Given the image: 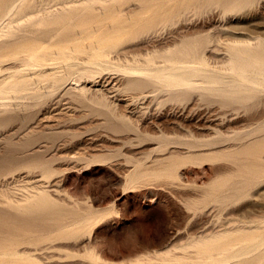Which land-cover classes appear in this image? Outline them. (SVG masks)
<instances>
[{
	"label": "rangeland",
	"instance_id": "1",
	"mask_svg": "<svg viewBox=\"0 0 264 264\" xmlns=\"http://www.w3.org/2000/svg\"><path fill=\"white\" fill-rule=\"evenodd\" d=\"M90 1L0 0V82L19 74L41 92L0 94V125L8 121L0 127V264H170L165 249L192 264L198 247L183 245L193 236L229 230L239 248L241 235L262 234L264 133L233 135L264 122V97L245 109L197 93L176 101L148 88L142 96L127 88L123 70L149 58L162 67L167 50L175 62H195L210 33L217 41L206 50L219 67L228 43L264 39V0L235 11L199 9L201 0L88 7ZM183 6L189 10L176 23L135 33ZM57 12L75 19L70 31L52 18ZM123 38L118 49L100 51L107 40ZM76 48H86L78 58L69 55ZM35 49L42 54L30 59ZM83 80L94 92L79 95ZM255 138L256 155L238 153ZM252 163L263 172L247 170ZM257 242L247 258L264 264V240Z\"/></svg>",
	"mask_w": 264,
	"mask_h": 264
},
{
	"label": "bare ground",
	"instance_id": "2",
	"mask_svg": "<svg viewBox=\"0 0 264 264\" xmlns=\"http://www.w3.org/2000/svg\"><path fill=\"white\" fill-rule=\"evenodd\" d=\"M62 1H64V0H62ZM97 1H102V0H91L89 3H87V6L91 7ZM144 1L145 2L147 1L146 3H148V0H144ZM253 1L254 0H233V2L230 4H224V3H222L221 0H201L199 5H198V8L202 9V8H206V7L208 8V7H213L216 5L217 6L221 5L224 7L225 11H235V10L243 8L244 6L252 3ZM5 9H6L5 6L0 7L1 12L4 11ZM29 9L30 8L24 9L23 13L29 15V12H30ZM182 9L183 10H181L177 14H172L169 16L164 15L162 17L152 19L147 24L140 25L139 28L135 31V33L138 35L139 34L145 35L148 33L158 32L163 27H166L167 25H169L172 21L180 19V17H182L184 15L185 10H189V6H183ZM11 11H12V8L9 10L8 13H11ZM7 14H5L6 17H7ZM52 18L54 20H56L57 22L61 23L62 27L65 29H68L69 31L71 30V28H72L71 26L74 23L73 20L75 21V19H72L71 17L67 16L63 12H57L56 14H54V16ZM76 18H79V17H76ZM175 23H176V21H175ZM63 28L60 30L62 31ZM216 38L217 37L212 33L207 34L204 37L203 41L201 42L200 52L196 56L195 62H191V63L175 62L172 59L171 50H167L161 54V57L163 58L161 61L163 63L162 67H153L150 63V61H151L150 58L148 61L143 60V62H146V65H144V66L127 67L126 69L123 70L125 72L124 74L129 75L128 76L129 78L126 76L127 77V80H126L127 81V85H126L127 88L136 89V90H138L139 94H141V93L143 94V92H145L148 88H151L152 92H154L156 96H158L159 94H166V96L169 99L176 100V101L186 100L187 98H189L192 95L197 93L202 97L214 96V97L218 98L219 101H221V103H223L225 105H238V108H245V109L251 108L253 105H255V103L257 101H260V99L264 97V39L250 37L251 39L250 40L247 39L248 41L247 40L246 41H235V42L233 41V42L228 43L227 44V57H225L226 59L224 58L225 60H224L223 65H220L219 67H215V66H212V64L210 63V58H209L210 56H208L209 53L207 52L209 49L206 50V48L207 47L209 48V46L210 47L213 46L215 41H217ZM124 39L125 38L116 39L113 41L107 40L106 43H104V45L100 51L107 52L108 50H110V51L116 50L122 45V43H123L122 41H124ZM85 49L86 48H76L77 51L75 53L74 52H70L71 54H69L67 52H65V53L67 54V56H68V54L69 55H76V57L78 58L77 55H80ZM161 51H163V50H161ZM41 54H42L41 50H38V49L37 50L35 49V50L28 52V56L30 59L33 57H36L38 55H41ZM88 54H87V56H88ZM83 55H84V53H83ZM91 55H93V54H91ZM71 58H72V56H71ZM82 59H84V58H82ZM157 62H159V61H157ZM26 64H27V62H26ZM26 64H23V65H26ZM23 65H21V67ZM13 66H15V65H13ZM23 67H25V66H23ZM53 71H54V69H53ZM91 72H93V71H91ZM42 73H44V72H42ZM80 73H82V72H80ZM98 73H99V71H98ZM86 74H88V72L82 73L81 77H83V75H86ZM51 75H52V73H51ZM78 76H80V75H78ZM72 78H73V76H72ZM9 79H11V80L5 79L8 81L0 82V94H7L10 92H16L18 94L24 95V94H27V92H29V93H32L34 95H39V93H41V92H39V93L36 92L35 91L36 88L34 90V88H32L30 86V84L27 83V80L22 78V75L13 74L10 76ZM84 79H86L85 76H84ZM84 82H86V81H84ZM39 85H38V88H39ZM71 85H73V84H71ZM46 86H47V84H46ZM76 88H78L79 95L83 96V95L87 94V91L91 89V86L88 87L87 82H86L85 84L83 83L82 86L80 85V87H76ZM72 90H74V89H72ZM72 90H71V92H72ZM93 90L91 89L90 93L94 92ZM59 91H60V89H59ZM64 92H65V90H64ZM67 92H69V91H67ZM100 96H102V95H100ZM87 98H88V96H87ZM91 98H93V97H91ZM91 98H89V99H91ZM98 98L99 97H97L96 99H98ZM216 98H214V99H216ZM85 100H87V99H85ZM102 100H103V96H102L101 101ZM105 101H106V99L104 100V102ZM104 102L102 101L103 104H104ZM108 104H110V103H108ZM110 107L111 106L109 105V108ZM122 116L123 115H121V117ZM7 125H8V121H5L0 125V127L4 128ZM254 126H252V127H254ZM257 133H261V134L264 133V122H261V124L258 125L257 128L255 127L253 129H250V130L248 129L245 132H239L233 136H234V139H239V138L241 139V138H244L245 136L258 135ZM255 137L259 138L258 136H255ZM190 138H191V136H190ZM214 138H216V137H214ZM219 138H221V137H219ZM257 138H255V140H253L254 141L253 144L249 143L248 147H245V148L243 147L242 149L239 150L238 153H241V154L247 153L249 156L256 155V153L258 151H260V150H258V147H257L260 138L259 139H257ZM217 139H218V137H217ZM252 139H254V138L252 137ZM209 140H211V139L209 138ZM215 140L216 139H213V141H215ZM218 140H220V139H218ZM213 141H211V142H213ZM163 142L166 143L165 141H163ZM193 142H195V140ZM169 143H171V142H169ZM190 143L193 144L192 142H188L187 144H190ZM197 143H198V141H197ZM197 143L195 142V144H193V145L195 146V145H197ZM205 143L201 142L200 144H205ZM182 144H183V142H182ZM187 144H185V145H187ZM206 145H208V144L206 143ZM245 145H246V143H245ZM247 154H245V155H247ZM244 157H246V156H244ZM244 157H242V158H244ZM259 157L261 159V156H257L256 159ZM237 160H239V159H237ZM259 161H261V160H259ZM249 164H251V163H249ZM259 164L262 165L261 163H259ZM253 165H255V166L253 167ZM256 165L257 164H253V163H252V167H251V165H248L249 168L247 170H255L256 172L261 173V171H262L261 169H263L262 166L260 169V165H259V168L257 169ZM173 166H175V165H173ZM170 168H172V167H170ZM171 171H173V168L171 169ZM263 171H264V169H263ZM178 174H179V172H178ZM255 177H257V176H255ZM217 184H219V183L217 182ZM217 187H219V186H217ZM260 227L261 226H259V228ZM263 227H264V225H263ZM236 228L239 231L242 229V227H240L241 229H238V227H236ZM228 232H229V230L228 231L224 230V232L222 230V232H215V233L211 232V234L209 233L210 235H203L202 236V234H201L200 237H199V235H198V237H195V236L191 237L192 239L190 241H188L187 243H185L183 246L185 247L186 245H196L198 247V249H197L198 255H197V257L195 256L197 258V262L192 263V264H229V263L230 264H254L249 258H247V256L249 257L251 255L250 249L255 246L257 240H261V241L264 240V231L260 235H254L253 234V236H252V234L249 233V231H248V233L251 235H248V233L245 236L241 235V238H239V240L241 242V245L239 248L236 247L237 245L235 246L237 241H236V243H234L235 241H234V239H232V238H234L235 234L228 233ZM259 243H261V242H259ZM259 243L257 242V244H259ZM180 245H182V243ZM175 246H177V245H175ZM175 246H173V247H175ZM183 246H180V247H183ZM177 247H179V245ZM177 247H175V248H177ZM187 247H185V249ZM18 252H19V250L13 251L12 255H16V254H18ZM162 252L164 254L170 255V259H169V261H171L170 264H188L185 262L184 258L180 259V258L174 257L173 254L171 255V253H170L171 250H169V249H165ZM220 254L224 255L223 258L217 257V255L219 256ZM141 260L148 263L151 260V256L145 257V258H142V256H141ZM0 262H1V260H0ZM101 264H103V263H101Z\"/></svg>",
	"mask_w": 264,
	"mask_h": 264
}]
</instances>
